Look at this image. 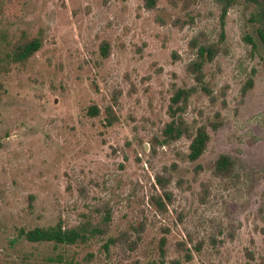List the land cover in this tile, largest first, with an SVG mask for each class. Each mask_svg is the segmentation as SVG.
<instances>
[{
	"label": "rangeland",
	"instance_id": "obj_1",
	"mask_svg": "<svg viewBox=\"0 0 264 264\" xmlns=\"http://www.w3.org/2000/svg\"><path fill=\"white\" fill-rule=\"evenodd\" d=\"M182 7L173 0H158L155 9L144 0H0V29L43 41L26 65L0 73V264H264V45L248 19L254 4L238 0L223 30L215 0ZM222 31V49L205 65L213 96L195 94L186 113L194 129L206 125L211 133L193 162L189 139L155 138L170 120L176 88L195 82L187 68L195 37L219 41ZM108 107L117 116L111 125ZM222 153L255 172L214 176ZM157 175L170 177V199ZM109 212L107 232L88 243L56 246L19 235L60 220L102 222Z\"/></svg>",
	"mask_w": 264,
	"mask_h": 264
},
{
	"label": "trees",
	"instance_id": "obj_2",
	"mask_svg": "<svg viewBox=\"0 0 264 264\" xmlns=\"http://www.w3.org/2000/svg\"><path fill=\"white\" fill-rule=\"evenodd\" d=\"M181 1L185 10L191 9L197 0H173V3ZM220 8V20L222 30L224 29L227 15L238 0H215ZM254 4L248 19L255 26L256 33L264 45V0H250ZM158 0H144L148 9H155ZM181 20V19H179ZM188 23V21H183ZM250 42H254L250 36H247ZM224 39V32L219 41L201 42L195 37L194 46H197L196 57L188 64V71L193 76L194 84L191 86H180L171 97L169 105L170 120L166 123L160 138H155L159 144H171L181 138L190 140L188 157L191 161L197 162L207 151L211 139V133L206 125H199L193 128L186 118L192 97L205 91L209 96H213L211 82L206 78L205 65L208 62L216 60L222 47L221 42ZM42 38L36 35H30L22 31L19 35H11L0 29V73L8 74L16 65L24 66L34 54L42 47ZM103 55L107 57L110 53V44L105 41L102 45ZM254 80L251 77L243 87V95H246L252 88ZM0 82V87H1ZM93 115L100 113L99 107L93 105L90 107ZM107 122L109 125L117 120L113 108H107ZM217 127H214L216 130ZM255 172L247 162L242 161L237 155L231 153H222L214 162L212 173L214 176L224 179L238 178L239 172ZM169 178L165 175H157V181L163 189V194L167 199L172 197V192L167 189ZM159 208L166 209L167 203L161 195H153ZM110 212L103 218L102 222H93L91 219H85L73 226H66L62 220L56 224L46 226H35L31 229H21L20 237L30 242H53L57 245H79L88 243L91 239L107 232ZM115 239H111L114 241ZM167 238H161V255L165 257ZM190 259V255H187ZM163 262V260H162ZM175 264H179L174 262ZM163 264V263H162Z\"/></svg>",
	"mask_w": 264,
	"mask_h": 264
}]
</instances>
